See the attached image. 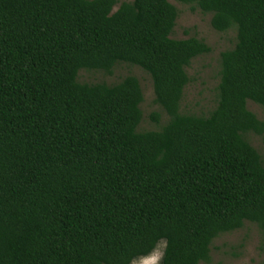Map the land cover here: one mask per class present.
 <instances>
[{
    "label": "trees",
    "instance_id": "trees-1",
    "mask_svg": "<svg viewBox=\"0 0 264 264\" xmlns=\"http://www.w3.org/2000/svg\"><path fill=\"white\" fill-rule=\"evenodd\" d=\"M176 1L237 31L208 115L181 107L212 48L172 37L170 0H0V264H133L162 241L161 264H201L246 222L264 245V159L247 139L264 135L247 106L264 109V0ZM119 63L150 74L159 130H138L136 76L79 81Z\"/></svg>",
    "mask_w": 264,
    "mask_h": 264
},
{
    "label": "rangeland",
    "instance_id": "rangeland-1",
    "mask_svg": "<svg viewBox=\"0 0 264 264\" xmlns=\"http://www.w3.org/2000/svg\"><path fill=\"white\" fill-rule=\"evenodd\" d=\"M170 2L178 11L172 37L187 39L195 36L205 40L212 48L210 53L195 58L187 68L191 81L185 89L181 107L184 113L208 115L217 105L221 53L235 46L237 31L234 28L220 32L212 26V13H205L196 5L184 4L176 0H170ZM118 7L119 4L115 10ZM128 75L136 76L139 79L144 95L141 104L143 119L138 130L140 132L159 130L169 120V116L155 102L153 80L150 74L141 67L119 63L111 74L104 71L82 70L79 74V81L82 83L105 82L112 85L120 82ZM247 106L259 119L264 120L262 106L253 101H248ZM154 112L161 114L159 123L154 122L151 118ZM247 139L264 159V135L251 132L247 135ZM164 249L165 242L162 241L150 255L137 259L133 264H161ZM201 264H264V245L260 227L256 223L246 222L243 228L222 234L213 241L210 261L201 262Z\"/></svg>",
    "mask_w": 264,
    "mask_h": 264
}]
</instances>
